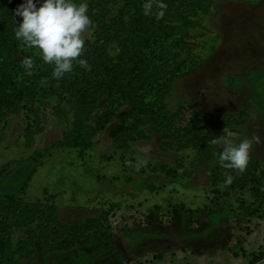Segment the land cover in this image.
Listing matches in <instances>:
<instances>
[{"label": "rangeland", "instance_id": "rangeland-1", "mask_svg": "<svg viewBox=\"0 0 264 264\" xmlns=\"http://www.w3.org/2000/svg\"><path fill=\"white\" fill-rule=\"evenodd\" d=\"M201 21L191 33L200 66L174 82L165 105L181 125L200 121L221 136L220 149L224 128L235 143L259 137L249 159L264 170V0L217 1ZM92 39V31L84 34ZM118 52L111 44L109 53ZM53 106L60 114L21 107L1 120L0 197L52 202L65 225L101 216L115 246L100 256L82 244L45 256L37 245L23 264H264L259 185L232 177L212 188L216 161L173 150L148 127L120 147L112 132L127 107L99 128L102 106L87 116ZM240 118L243 124H227ZM26 233L15 230L13 242Z\"/></svg>", "mask_w": 264, "mask_h": 264}, {"label": "trees", "instance_id": "trees-1", "mask_svg": "<svg viewBox=\"0 0 264 264\" xmlns=\"http://www.w3.org/2000/svg\"><path fill=\"white\" fill-rule=\"evenodd\" d=\"M217 1L162 0L166 7L159 9L160 0H152L151 13L144 15L146 0H75L88 4L87 14L93 22V39L85 41L82 54L90 70L74 61L73 70L56 79L54 65L42 60L40 50L15 37L21 18L14 9L22 0H0V122L21 107L35 113L52 108L60 114L62 107L53 104L65 103L81 116L102 106L94 119L101 128L127 107L120 116L121 126L112 132L115 144L121 147L145 136L148 127L173 150H193L200 163L217 161L222 149L211 141L221 142L222 137L207 132L200 121L181 125L165 105L174 82L199 68L201 60L194 53L191 33L203 27L201 18L209 15ZM159 11L164 14L157 19ZM113 43L119 48L116 56L109 53ZM25 57L33 60L30 71L21 63ZM243 123L241 118L227 121L229 125ZM229 175L245 186L262 188L258 211L264 218V170L257 161L249 159L243 172L221 168L216 162L211 187L218 189ZM233 188L234 184L228 187ZM102 221L97 216L65 225L52 202L20 203L14 196H1L0 264H23L36 253L37 245L45 256L79 244L100 256L115 246L110 227ZM15 230H27L26 238L16 244Z\"/></svg>", "mask_w": 264, "mask_h": 264}, {"label": "clouds", "instance_id": "clouds-1", "mask_svg": "<svg viewBox=\"0 0 264 264\" xmlns=\"http://www.w3.org/2000/svg\"><path fill=\"white\" fill-rule=\"evenodd\" d=\"M157 8L164 9L166 5L160 0ZM153 7L152 0H146L142 5L144 15H149ZM88 13L86 2L76 3L75 0H22L15 9L14 14L21 18L15 30L17 40L40 50L42 60L54 65L52 76L59 79L65 73L73 70L75 61L81 67L90 70L87 61L82 58L85 48L84 34L91 32L93 22ZM163 11L156 13V18L163 16ZM22 65L26 71L33 66L31 57H25ZM222 150L218 153L217 163L221 168L245 171L249 152L253 141L259 137L244 138L239 143L227 137L231 136L224 128ZM213 139V145L218 144ZM232 183V177L226 176L224 184Z\"/></svg>", "mask_w": 264, "mask_h": 264}]
</instances>
